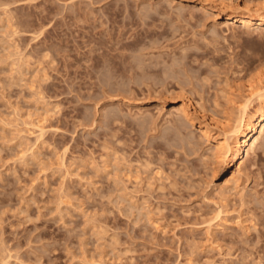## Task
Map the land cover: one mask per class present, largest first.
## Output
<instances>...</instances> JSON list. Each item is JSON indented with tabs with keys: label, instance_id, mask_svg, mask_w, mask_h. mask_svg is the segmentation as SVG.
Wrapping results in <instances>:
<instances>
[{
	"label": "rangeland",
	"instance_id": "rangeland-1",
	"mask_svg": "<svg viewBox=\"0 0 264 264\" xmlns=\"http://www.w3.org/2000/svg\"><path fill=\"white\" fill-rule=\"evenodd\" d=\"M256 4L0 0V264H264V135L227 185L212 125L264 91Z\"/></svg>",
	"mask_w": 264,
	"mask_h": 264
},
{
	"label": "bare ground",
	"instance_id": "bare-ground-1",
	"mask_svg": "<svg viewBox=\"0 0 264 264\" xmlns=\"http://www.w3.org/2000/svg\"><path fill=\"white\" fill-rule=\"evenodd\" d=\"M252 6L253 7L249 9V14L244 13L242 8L237 6L234 12V19L242 22L244 27L254 22L259 23V26H264V4ZM253 96L258 98L257 108L251 111V104L253 101L250 102V99L245 101V104L239 109V116L233 121L231 128L229 125H224L218 120H212V125L221 128L224 131V137H226L225 141L217 140L215 145L216 154L222 161L229 160L228 166L230 168L235 167V170L227 176V185L238 180V175L244 168L245 159L250 157L255 146L264 135V91L256 92ZM188 107L189 106L186 105H181L179 107V110H181L180 112L187 117L190 116ZM200 133L208 139L213 137L211 126L200 127Z\"/></svg>",
	"mask_w": 264,
	"mask_h": 264
}]
</instances>
